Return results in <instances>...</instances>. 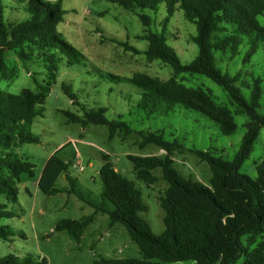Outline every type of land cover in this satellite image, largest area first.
<instances>
[{
  "label": "trees",
  "instance_id": "trees-1",
  "mask_svg": "<svg viewBox=\"0 0 264 264\" xmlns=\"http://www.w3.org/2000/svg\"><path fill=\"white\" fill-rule=\"evenodd\" d=\"M109 1L136 13L145 27L150 25L151 19L143 10L156 11L161 2L165 4L162 30L152 32L145 29L143 39L148 41V46L143 53L149 61L166 63L173 75L162 80L141 72L130 77L111 74L113 79L133 83L141 89L136 102L138 109L147 115H166L175 104H181L216 122L224 135H230L236 128L231 110L217 104L210 91L201 86H187L177 78L182 74L202 75L227 92L230 102L235 105V113L246 116L245 132L230 160L215 156L208 150H190L209 166L211 176L204 185L185 177L174 167L172 155L185 151L176 139L166 140L159 131L135 130L120 117L108 119L105 108H87L75 99L70 86L62 85L71 103L79 106L82 112L78 115L63 110L66 122L79 123L83 127L104 125L108 139L119 135L121 140H125L131 133H136L140 136L136 142L140 149L154 144L164 150L162 156L127 154L137 179L148 186L153 185L158 180L154 172L159 169L166 183L163 194L158 198L163 211L164 230L159 235L151 232L142 216L147 205L142 201L141 191L115 169L108 156H103L104 162L98 171L102 187L96 197L91 191L82 190L77 178L68 174L67 164L53 154L38 178L39 189L45 195L74 194L92 208L91 213L78 219L60 220L54 230H64L78 242L94 216L105 214L109 226L119 223L125 227L142 255L141 259L99 257L90 264H165L187 260L195 264H234L242 254L245 255L243 264H264V159L256 165L255 177L239 171L252 151L259 129L264 127V111H259L263 91L260 79L254 78L248 85L250 94L247 99L236 85L238 74L223 73L215 65L214 58L216 51L235 56L239 45L245 42L247 50L243 61H250L259 45L264 43V26L257 22V17L264 14V0ZM25 9L28 12L26 19L18 22L4 20L0 0V76L2 79L10 77L4 54L12 51L23 61L35 55L43 56L47 80L38 84L36 90L24 88L18 94L0 89V222L16 215L8 206L18 201L16 182L20 175L33 176L32 165L19 156L17 148L23 143L39 142L38 136L29 131V126L44 112L45 98L57 70L56 63L63 57L67 64L83 58L80 52L52 32L64 14L61 0H27ZM176 9H180L184 19L193 23L196 29L191 39L198 50L189 62L180 59L164 35L165 25ZM118 43L126 50L139 52L128 42ZM61 174L67 185L59 187L56 179ZM13 234L11 227L0 225V240H11ZM252 244L255 245L250 248ZM0 264H47V261L44 257L20 259L7 254L0 256Z\"/></svg>",
  "mask_w": 264,
  "mask_h": 264
},
{
  "label": "rangeland",
  "instance_id": "rangeland-1",
  "mask_svg": "<svg viewBox=\"0 0 264 264\" xmlns=\"http://www.w3.org/2000/svg\"><path fill=\"white\" fill-rule=\"evenodd\" d=\"M26 1L2 0L4 20L18 22L26 19ZM61 7L64 10L62 20L52 32L80 52L83 58L67 64L63 57L56 63L57 70L45 98L44 112L29 126V131L38 136L39 142L23 143L17 148L19 156L32 165L33 176L23 173L16 182L18 201L8 206L16 215L3 218L0 222V225L11 227L14 234L11 240H0V256L13 254L20 259L30 256L35 260L44 257L47 264H90L99 257L141 259L142 255L125 227L119 223L109 226L105 214L94 216L78 242L71 239L66 231L54 230L60 220L78 219L91 213L92 208L74 194L45 195L39 189L38 178L53 154L67 164V172L77 178L78 186L84 191H91L96 197L102 187L98 171L104 162L103 156H108L117 171L141 191L142 201L147 205V211L142 216L151 232L159 235L164 230L163 211L158 198L163 194L166 183L159 169L154 172L158 180L148 186L137 179L127 158V154L162 156L164 150L154 144L140 149L136 143L140 136L136 133H131L125 140H121L119 135L108 139V130L104 125L88 124L83 127L79 123L66 122L63 110L78 115L82 112L79 106L71 103L62 85L70 86L75 99L87 108H105L108 119L120 117L135 130L159 131L166 140L176 139L185 151L172 155L174 167L185 177L204 185L211 176L209 166L190 150H208L215 156L232 159L245 132L246 116L235 113V105L230 102L227 92L202 75L182 74L177 78L187 86H201L210 91L217 104L231 110L236 128L230 135H224L216 122L181 104H175L166 115H147L136 107L141 89L133 83L111 77V74L130 77L141 72L166 80L173 75L166 63L149 61L143 53L148 46V41L143 39L145 29L152 32L162 30L166 15L164 2L158 5L156 11L143 10L151 19L148 27L142 25L136 13L109 0H61ZM257 22L264 26V14L257 17ZM195 33V25L184 19L180 9L174 11L165 25L166 42L183 62H189L197 53V45L191 39ZM118 41L128 42L139 52L126 50ZM246 50L247 45L242 42L235 56L216 51L214 58L215 65L223 73L231 76L238 74L236 85L248 99V85L254 78L260 79L264 93V43L259 45L249 62L243 61ZM4 55L10 77L2 79L0 76L1 90L18 94L24 88L36 90L38 84L47 80L43 56L35 55L23 61L12 51H6ZM263 93L259 99L260 112L264 111ZM263 159L264 127H261L252 151L239 171L255 177L256 165ZM65 185L67 182L61 174L56 179V186ZM242 241L245 243V238ZM244 257L242 254L234 264H243ZM165 264L195 263L187 260Z\"/></svg>",
  "mask_w": 264,
  "mask_h": 264
},
{
  "label": "crops",
  "instance_id": "crops-1",
  "mask_svg": "<svg viewBox=\"0 0 264 264\" xmlns=\"http://www.w3.org/2000/svg\"><path fill=\"white\" fill-rule=\"evenodd\" d=\"M115 169H116V167H115ZM117 170V169H116Z\"/></svg>",
  "mask_w": 264,
  "mask_h": 264
},
{
  "label": "built area",
  "instance_id": "built-area-1",
  "mask_svg": "<svg viewBox=\"0 0 264 264\" xmlns=\"http://www.w3.org/2000/svg\"><path fill=\"white\" fill-rule=\"evenodd\" d=\"M81 169V168H80Z\"/></svg>",
  "mask_w": 264,
  "mask_h": 264
}]
</instances>
